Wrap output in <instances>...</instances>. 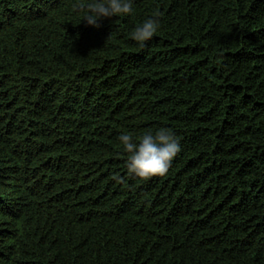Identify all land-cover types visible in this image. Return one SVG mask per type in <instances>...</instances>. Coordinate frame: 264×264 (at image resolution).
<instances>
[{
    "label": "trees",
    "instance_id": "trees-1",
    "mask_svg": "<svg viewBox=\"0 0 264 264\" xmlns=\"http://www.w3.org/2000/svg\"><path fill=\"white\" fill-rule=\"evenodd\" d=\"M94 2L0 0V264H264V0ZM160 128L167 173L129 176Z\"/></svg>",
    "mask_w": 264,
    "mask_h": 264
},
{
    "label": "clouds",
    "instance_id": "clouds-1",
    "mask_svg": "<svg viewBox=\"0 0 264 264\" xmlns=\"http://www.w3.org/2000/svg\"><path fill=\"white\" fill-rule=\"evenodd\" d=\"M78 11L85 12L88 25L99 27L98 21L132 13V0H97ZM155 18L145 20L132 32V39L143 44L150 40L158 29ZM119 141L127 154L126 168L129 176L147 180L167 173L172 159L180 151L178 140L170 129L160 128L154 134L149 132L133 142L130 134H121Z\"/></svg>",
    "mask_w": 264,
    "mask_h": 264
}]
</instances>
